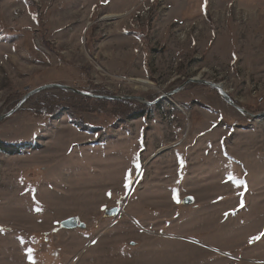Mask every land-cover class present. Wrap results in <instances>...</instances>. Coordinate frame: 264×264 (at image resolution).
I'll list each match as a JSON object with an SVG mask.
<instances>
[{"label": "rangeland", "instance_id": "1", "mask_svg": "<svg viewBox=\"0 0 264 264\" xmlns=\"http://www.w3.org/2000/svg\"><path fill=\"white\" fill-rule=\"evenodd\" d=\"M261 3L0 0V116L162 98L0 121V264H264Z\"/></svg>", "mask_w": 264, "mask_h": 264}, {"label": "water", "instance_id": "2", "mask_svg": "<svg viewBox=\"0 0 264 264\" xmlns=\"http://www.w3.org/2000/svg\"><path fill=\"white\" fill-rule=\"evenodd\" d=\"M188 84H201V85H207L209 87L215 88L220 93V95L223 98V100L227 104H229L231 107H233L234 109L239 111L240 113L248 116L250 119H263L264 118V112H261V113H259L257 115L250 114L245 109L239 107L234 101H232L226 95V93L222 91V89L218 85L210 83V82H206V81H197V80H193V79H188L187 81H185L183 83V85L178 87L175 91L166 94V96L167 97L171 96L173 93L180 91L185 85H188ZM55 88L63 90L65 92H70L72 94L80 95V96H83V97H90V98H93V99H102V100H111V101H118V100L137 101V102H139L141 104H145L146 106H153L156 103H158L159 100L162 99L161 97H159L154 102H148L143 97H133V96H130V97L129 96H127V97H107V96L106 97H102V96H95V95H91V94H86V93H83L82 91H79V90H76V89H72V88H70L68 86L51 84V85H45V86L38 87V88L34 89L33 91L29 92L28 94H26L25 97H23L21 99V101L10 112H8L7 114H5L3 116H0V121L5 119L6 117H8L12 112H14L18 107H20L22 105V103H24L29 97L33 96L34 94H36L38 92H41V91L48 90V89H55ZM115 213H117V209L111 210L108 213V215L111 216V215H113ZM59 227L61 229H70V230L75 229L77 227L80 228V229H84L85 228V226L83 224H78L76 218H69V219H66V220L60 222Z\"/></svg>", "mask_w": 264, "mask_h": 264}, {"label": "trees", "instance_id": "3", "mask_svg": "<svg viewBox=\"0 0 264 264\" xmlns=\"http://www.w3.org/2000/svg\"><path fill=\"white\" fill-rule=\"evenodd\" d=\"M210 89H212V88H210ZM80 98H82V99H92V98H90V97H81V96H79ZM100 102H102V103H111L110 101H100ZM122 101H120V102H115L114 104H116V105H118L119 103H121ZM130 102V101H129ZM113 103V102H112ZM122 103H124L123 104V106H126V107H128V109H129V111H132V109H131V106H130V104L127 102V101H123ZM143 105V104H142ZM148 106H143V109L144 108H147ZM142 109V110H143ZM133 112V111H132ZM134 114L131 116L130 114V116L132 117V118H139V117H141L142 116V111H139V112H133ZM25 147V145H19V146H14V145H7V144H4V143H1L0 142V150L1 151H3L4 153H6L7 155H13V154H15V153H19V151L21 150V149H23Z\"/></svg>", "mask_w": 264, "mask_h": 264}, {"label": "crops", "instance_id": "4", "mask_svg": "<svg viewBox=\"0 0 264 264\" xmlns=\"http://www.w3.org/2000/svg\"><path fill=\"white\" fill-rule=\"evenodd\" d=\"M228 4H229V2H227L226 4H225V6L224 7H222V9H223V13H224V16H226V22L227 21H229V19H228V17L227 16H229V15H231L232 13L229 11V9H228ZM210 4H208L207 3V8H208V6H209ZM261 7H260V12L258 13V15H257V22H258V24L260 25H264V3H261ZM204 6L205 5H203L202 6V8H203V10H204ZM209 14H210V12H211V5H210V8H209ZM260 19V20H259Z\"/></svg>", "mask_w": 264, "mask_h": 264}, {"label": "snow or ice", "instance_id": "5", "mask_svg": "<svg viewBox=\"0 0 264 264\" xmlns=\"http://www.w3.org/2000/svg\"><path fill=\"white\" fill-rule=\"evenodd\" d=\"M229 180H232L234 183L237 184V186L243 184V181H236L235 178L232 177L231 175H229ZM174 199H176L175 194H174ZM177 202H179V201H177ZM261 235H264V233H262ZM252 239H253V240H255V239H259V237H253ZM29 257H31V250H29Z\"/></svg>", "mask_w": 264, "mask_h": 264}, {"label": "bare ground", "instance_id": "6", "mask_svg": "<svg viewBox=\"0 0 264 264\" xmlns=\"http://www.w3.org/2000/svg\"><path fill=\"white\" fill-rule=\"evenodd\" d=\"M262 101V99H259V102H261Z\"/></svg>", "mask_w": 264, "mask_h": 264}]
</instances>
